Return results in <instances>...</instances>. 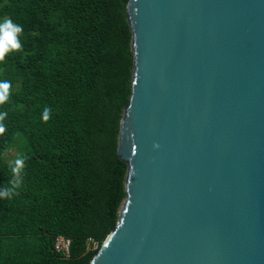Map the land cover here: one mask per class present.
Returning <instances> with one entry per match:
<instances>
[{"label":"water","instance_id":"obj_1","mask_svg":"<svg viewBox=\"0 0 264 264\" xmlns=\"http://www.w3.org/2000/svg\"><path fill=\"white\" fill-rule=\"evenodd\" d=\"M115 227L89 264H264V0H127Z\"/></svg>","mask_w":264,"mask_h":264},{"label":"trees","instance_id":"obj_2","mask_svg":"<svg viewBox=\"0 0 264 264\" xmlns=\"http://www.w3.org/2000/svg\"><path fill=\"white\" fill-rule=\"evenodd\" d=\"M126 3L0 0L10 19L0 27V264H89L115 227L133 68ZM57 235L70 238L68 257Z\"/></svg>","mask_w":264,"mask_h":264},{"label":"built area","instance_id":"obj_3","mask_svg":"<svg viewBox=\"0 0 264 264\" xmlns=\"http://www.w3.org/2000/svg\"><path fill=\"white\" fill-rule=\"evenodd\" d=\"M70 238L65 237L63 235H57L55 237L53 247L56 252H59L62 256L68 257L69 255V247H70ZM98 246V241L93 237L89 236L86 239V249H95Z\"/></svg>","mask_w":264,"mask_h":264},{"label":"rangeland","instance_id":"obj_4","mask_svg":"<svg viewBox=\"0 0 264 264\" xmlns=\"http://www.w3.org/2000/svg\"><path fill=\"white\" fill-rule=\"evenodd\" d=\"M6 21L9 22L10 19H9L8 17L5 16V17H3V18L0 20V27H3V26L7 23ZM4 88H6V86L0 84V94H1V91H2ZM15 153H16V151H15L14 148L9 149V151H8L7 153L4 154V158H5V160L8 161V162H11V160H12L13 156L15 155Z\"/></svg>","mask_w":264,"mask_h":264}]
</instances>
